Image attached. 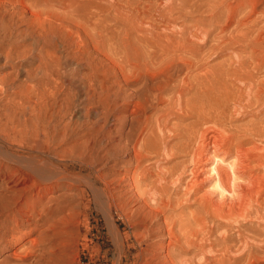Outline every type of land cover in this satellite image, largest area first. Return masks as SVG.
<instances>
[{"label": "bare ground", "instance_id": "obj_1", "mask_svg": "<svg viewBox=\"0 0 264 264\" xmlns=\"http://www.w3.org/2000/svg\"><path fill=\"white\" fill-rule=\"evenodd\" d=\"M10 1L31 11L42 26L47 19L58 26H64V21L74 24L92 44L102 48L108 59L118 61L131 90L138 127L124 136L123 147L113 144L110 156L113 160L119 159L120 153L129 157L123 162L135 169L128 170L132 172L128 178L155 212V222L163 217L165 228L161 224L158 230L163 235L164 230L168 233L166 257L172 256L173 264H264V223L262 230L257 228L253 234L244 228L248 222H264L260 210L264 206V174L253 168L255 164L252 167L254 162L263 164L264 150L249 146L254 137L264 140V106L251 113L257 120L243 123L242 131L238 130L242 125L237 132L230 131L233 124L227 129L225 123L232 120L228 115L224 119L228 114L224 106L230 105V99L238 108L258 107L264 100L262 2L155 0L140 7L142 4L135 0ZM244 7L247 11L241 17ZM204 13L216 24L213 30L197 27L193 31L180 25L188 15ZM111 16L123 24L119 41L108 30ZM78 39L83 41L80 31ZM38 46V42L33 44ZM33 47L18 54L24 57V65L13 66L12 72L0 76L3 93L16 88L11 78L14 72L32 78L36 59L43 63L61 60L49 56L45 43L38 53L25 58ZM225 52L230 53L228 58L224 56L221 63L208 67L209 57ZM11 57V53L6 55V63ZM59 65L64 70L67 62ZM42 99L37 96L29 104L28 100L11 98L3 124L0 116V246L7 242L2 249L25 240L26 233L19 227L45 224L43 198L50 194L52 201L58 198V190H71L76 184L91 191L111 226L108 184L105 182L104 188L91 175L68 173V163L59 162L49 146L40 144L34 133H27V127H37L41 122L42 109L47 107ZM228 100L229 105L225 104ZM151 109L155 111L149 113ZM245 111L236 114L250 118ZM25 112L17 122V115ZM185 155L191 157L190 166L182 159ZM151 157L156 159L148 161ZM200 169L209 173L203 182ZM186 170L193 176L182 183ZM36 188L38 208L30 205L28 196ZM11 223L13 234H9ZM184 253L194 256L185 258ZM13 254L20 256L16 251Z\"/></svg>", "mask_w": 264, "mask_h": 264}, {"label": "rangeland", "instance_id": "obj_2", "mask_svg": "<svg viewBox=\"0 0 264 264\" xmlns=\"http://www.w3.org/2000/svg\"><path fill=\"white\" fill-rule=\"evenodd\" d=\"M135 1L143 7L144 3L155 0ZM260 1L261 8H264V0ZM244 10L247 11V7L242 9L241 17L245 14ZM64 23V26H58L47 19L42 26L41 20L35 18L31 11L10 0H0V76L12 72L13 66L24 65V57L18 54L33 47L35 42L40 46L33 47V51L25 58L30 57L32 53H38L41 45L45 43L49 56H55L56 60L61 59L50 63L36 59L31 68V79H28L25 73L21 76L13 73L11 78L15 79L13 86L16 88L12 91L6 90V93L0 90L1 124L6 121L5 109L11 98L28 100L29 104H33L37 96H42V105L47 107L42 109L41 122L37 127L35 125L27 127V133L29 135L34 133L40 144L49 146L52 155L60 159L59 162L68 163L69 166L66 167L68 173L91 175L104 188L105 182L108 184L111 226L107 224L105 212L95 203L91 191H88L85 185L76 184L71 190L65 187L56 192L58 198L51 201L49 194L42 199V206H45L46 210L44 225L37 226L32 223L19 227L23 234L26 233L25 240L11 248L2 249L7 243L3 242V246H0V264H173V259H170L172 256L166 257L169 255L168 233L164 230L167 234L163 235L158 230L161 224V228H165L163 217L159 216L156 218L158 222H155L153 219L155 212L146 206L142 191H138L128 178V175L132 174L128 170L133 171L134 165H125L123 161L129 158L126 154L120 153L119 159L114 160L110 156L113 144L118 148L123 147L124 136L138 127L137 117L132 113L134 103L130 100L131 90L126 87L119 63L118 61L113 63L108 59L102 48L92 44L77 26L67 21ZM210 23L212 22L205 13L190 14L180 21V25L190 27L193 31L197 27L213 30L216 24ZM122 28L121 22L112 16L109 18L108 30L116 41L121 37ZM79 31L83 37L82 42L78 39ZM8 53L12 55L10 63H6ZM217 54L215 57H209L208 67L218 65L223 57L226 59L230 53L219 54V57ZM66 62V69L61 70L59 63L63 65ZM230 100L225 103L230 105L223 107L224 110L227 107L233 109L227 108L225 114L226 112L228 114L224 117L227 119L230 116L233 121L225 119L227 129L234 125L229 128L230 131L237 132L242 129L243 123L246 124L252 119L257 120L251 118V115L256 114L255 109L258 111L264 106L262 100L258 107L249 106L250 110L247 107H239L240 110L239 105ZM234 104L237 106L234 107ZM154 111L155 109H151L149 113ZM238 111L247 112L251 119L248 116L249 119H244L243 113L238 115L240 113ZM21 115H26V112L17 115V122ZM239 126L241 127L237 130ZM136 137L135 135L134 138ZM253 139L249 146H258L264 150V140L260 137ZM155 159L156 157H151L148 161L152 162ZM182 159L187 164L191 157L185 155ZM259 165L256 162L252 163V167L256 171L259 170L262 175L264 162ZM200 170L202 177L200 181L203 182L208 179L205 176L209 173L206 169ZM192 176L190 170H186L182 176V183L190 180ZM37 190L32 189L28 196L30 205L38 208ZM263 208L264 206L260 210L264 212ZM258 221L246 224L244 228L247 230L250 228L249 231L243 229L249 234H253L257 228L262 230L260 226L264 222ZM13 226L14 223L9 224L11 230L9 234L14 233ZM6 239L10 240L11 236H6ZM32 240L36 241L34 247ZM15 251L20 253V256H15L13 254ZM183 256L192 258L194 255L184 253Z\"/></svg>", "mask_w": 264, "mask_h": 264}]
</instances>
